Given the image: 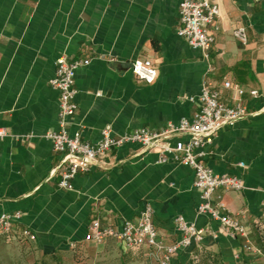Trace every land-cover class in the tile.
Instances as JSON below:
<instances>
[{"label":"crops","instance_id":"1","mask_svg":"<svg viewBox=\"0 0 264 264\" xmlns=\"http://www.w3.org/2000/svg\"><path fill=\"white\" fill-rule=\"evenodd\" d=\"M183 1L0 0V216L21 214L10 234L0 229V264H158L146 247L85 240L92 222L121 230L147 206L164 245L181 239L178 217L205 231L171 264L197 254L223 264H264V0H216L220 16L210 28L215 43L208 58L177 35ZM238 28L245 29L246 44L235 38ZM60 57L89 60L76 72L77 111L67 129L91 144L103 130L120 137L192 120L206 83L228 106L235 92L224 82L244 89L249 114L217 132L203 162L215 174L242 179V191L219 189L213 202L245 226L258 253L197 213L194 171L159 164L156 150L113 149L99 166L76 175L72 189L59 188L61 156L46 135L60 129L59 92L51 86ZM135 61L152 63V84L134 75ZM188 140L182 135L172 143ZM22 230L35 240L24 239Z\"/></svg>","mask_w":264,"mask_h":264},{"label":"built area","instance_id":"2","mask_svg":"<svg viewBox=\"0 0 264 264\" xmlns=\"http://www.w3.org/2000/svg\"><path fill=\"white\" fill-rule=\"evenodd\" d=\"M220 16V7L216 0H184L179 8L180 26L177 35L188 45L200 50L205 58L214 46L215 39L210 33ZM234 36L242 44H246L247 35L244 28L234 31ZM89 60L68 61L60 57L56 62L55 76L51 86L59 92V125L57 132L46 135L52 143L55 153L61 156V163L55 170L60 177L59 188L72 189V180L80 173H88L99 166L103 159L116 148L125 145H139L145 151L156 150L159 154V164L174 163L189 167L195 174V188L200 194V204L197 213L217 222L221 229L234 237L244 240L243 249L256 254L257 250L251 245L247 229L233 216L224 213L225 206L219 201L213 202L217 190L240 192L245 186L241 178L232 175L213 173L203 162L206 147L213 143L214 137L225 125L234 123L246 117L249 112L243 103L247 92L225 81L226 89L234 90L233 106H228L220 100V94L211 84L206 83L197 99L199 109L192 120H182L178 124H170L160 132L139 129L123 136L116 137L109 130L101 132L100 140L91 144L82 139L79 133L71 135L67 129V122L76 111L75 76L80 67L88 66ZM134 75L147 84H152L157 77L155 68L150 61H135L132 64ZM256 97L258 91L248 92ZM194 101V99H191ZM4 133L0 132V136ZM189 136L187 142L172 139L177 136ZM239 166L243 167V164ZM264 209V202H263ZM21 218L20 213L2 214L0 229L3 234H10L14 224ZM181 239L172 245H164L157 239V232L153 224V211L147 206L140 214L136 224L125 222L121 230L102 227L98 221L91 223L85 240L102 243L109 238L120 241L127 248L146 247L149 257L158 264H171L172 258L193 244L199 243L205 233L197 229L194 224L184 218L175 220ZM24 239L34 241L35 236L29 230H22Z\"/></svg>","mask_w":264,"mask_h":264},{"label":"trees","instance_id":"3","mask_svg":"<svg viewBox=\"0 0 264 264\" xmlns=\"http://www.w3.org/2000/svg\"><path fill=\"white\" fill-rule=\"evenodd\" d=\"M262 247V246H261ZM264 251V246H263ZM186 264H223L220 259L210 255H195Z\"/></svg>","mask_w":264,"mask_h":264}]
</instances>
